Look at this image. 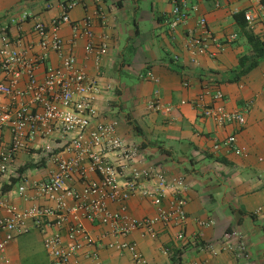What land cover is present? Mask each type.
<instances>
[{"label": "crops", "instance_id": "crops-1", "mask_svg": "<svg viewBox=\"0 0 264 264\" xmlns=\"http://www.w3.org/2000/svg\"><path fill=\"white\" fill-rule=\"evenodd\" d=\"M65 0H0V25H7L12 37H23L25 42L38 40L34 23L50 21L62 12ZM197 11L191 14L188 25L172 31L167 23L172 4L170 0H76L69 15L72 20L91 18L95 41L108 35L109 49L96 61L95 55L86 56L87 39L80 37L72 48L79 66L96 77L102 93L96 101L97 121L117 119L119 134L129 143L139 146L141 157L148 164L161 165L170 177L183 175L187 181L186 240L176 237L177 227L157 224L155 232L135 229L128 239L134 241L143 253L145 264H264V57L257 67L235 80L240 70L239 58L251 53L243 29L234 14L252 8L255 22L252 28L264 38V2L260 6L250 0H192ZM28 12L26 20L21 14ZM205 16L212 38L208 50L194 61L187 48V32H200L197 20ZM66 41L72 36V27L64 23L60 29ZM39 47H36L38 50ZM58 53L51 52L48 65H59ZM151 71L155 79L148 76ZM45 67L38 68L44 77ZM123 76H125L123 78ZM137 78V81H133ZM188 81L189 85H185ZM110 86V88H107ZM222 90L230 110L246 113L247 122L239 128L235 124H218L202 113L193 101L204 95L203 104L212 102L216 90ZM152 98H158L161 109L148 107ZM183 101H186L183 103ZM140 127L141 133L137 126ZM236 133L243 154L215 145ZM50 143L59 151L60 141L38 139L30 151H21L13 163L11 183L5 177L2 188L21 208L32 204H46L32 193L26 200L17 193L23 177L43 179L56 168L49 158L40 159V147ZM226 159L223 162L219 159ZM90 179L99 176L90 171ZM151 182H145L151 186ZM81 189L84 183L76 178L71 182ZM173 197L166 189L163 204ZM125 214L142 218L157 213V206L141 195L125 203ZM117 211L118 202H109ZM4 214L0 211V215ZM214 220L200 225L199 221ZM94 239L111 241L109 226L84 221ZM234 229L241 233L248 256L242 252L220 251L212 254L198 248L199 241L219 244L223 234ZM59 230L52 225L49 232ZM67 242L66 230L61 229ZM36 234L44 247L41 231L29 223V229L13 240L7 249L11 264H50V256H40L33 245L25 249L19 239ZM19 238V239H18ZM183 249L181 259L173 258L176 249ZM99 253L104 264H137L130 252L115 249H97L88 246L80 252L83 264H95ZM69 264H75L72 261Z\"/></svg>", "mask_w": 264, "mask_h": 264}, {"label": "built area", "instance_id": "built-area-1", "mask_svg": "<svg viewBox=\"0 0 264 264\" xmlns=\"http://www.w3.org/2000/svg\"><path fill=\"white\" fill-rule=\"evenodd\" d=\"M170 1L172 9L166 23L174 31L188 25L197 6L192 0ZM250 1L262 5V0ZM75 5L76 0H65L62 12L50 23L35 22L36 41L14 38L7 25H0V211L4 212L0 215V264H11L7 256L8 246L29 229V223L43 234L50 264H69L72 261L83 264L80 252L91 245L99 250L108 248L130 252L135 263L145 264L143 253L134 241L128 239V235L135 229L154 233L157 224L177 227V239L186 240L189 215L185 176L170 177L161 165L146 163L139 146L129 143L119 134L117 119L96 120L98 110L95 104L103 89L96 77L79 66L72 48L80 37H85V54L95 55L98 63L109 49L108 35H103L101 42L97 43L91 18L71 19L69 11ZM244 15L248 25L253 27L256 19L253 9H245ZM28 17V12L21 14L22 20ZM64 23L72 27L69 41L60 31ZM197 25L200 32H187V48L194 61L207 52L208 40L213 37L205 16L198 18ZM66 44L72 47L67 52ZM51 52L59 54V65L47 64ZM40 66L45 67L42 78L38 76ZM148 76L155 79L151 71ZM185 85H189L188 81ZM203 97L200 95L193 105L201 107L206 117L221 125L232 123L241 128L246 124V113L228 109L222 90L213 93L208 106L203 104ZM161 106L158 98H152L148 103L153 110H160ZM38 139L60 141L62 146L56 151L50 143L42 145L40 159L53 160L56 168L43 179L23 177L17 189V193L26 200L33 194L47 203L21 208L7 195L2 183L5 177L11 183L12 166L17 155L37 148ZM221 146L237 154L244 153L238 145L236 133L215 145L216 148ZM90 171L95 172L99 179H90ZM76 178L84 183L81 189L70 184ZM145 182H151V186ZM166 189H171L173 197L164 205ZM135 195L150 199L157 206V213L142 218L125 214V203ZM110 201L120 203L121 208L110 210ZM86 219L108 225L114 239L97 242L85 226ZM213 223L214 220L199 221L203 226ZM52 225L59 230L49 232ZM61 229L66 230L67 242ZM198 248L212 254L229 251L248 256L243 236L234 229L226 231L218 245L202 240ZM94 259L95 264H104L99 253L94 255Z\"/></svg>", "mask_w": 264, "mask_h": 264}, {"label": "trees", "instance_id": "trees-1", "mask_svg": "<svg viewBox=\"0 0 264 264\" xmlns=\"http://www.w3.org/2000/svg\"><path fill=\"white\" fill-rule=\"evenodd\" d=\"M264 2V0H262ZM235 20L237 21L238 25L243 29L247 41L249 42L251 46V53L250 54H244L239 58V66L240 70L235 76V80L240 79L243 75L250 72L252 69L257 67L260 63V59L264 57V38L259 35L258 33H255V31L252 28H249L248 23L245 19L244 10H241L234 14ZM137 126V125H136ZM139 132L141 133V129L139 126H137ZM223 162H229L226 159H219ZM183 254V249H176L174 252L173 258L181 259V256Z\"/></svg>", "mask_w": 264, "mask_h": 264}, {"label": "rangeland", "instance_id": "rangeland-1", "mask_svg": "<svg viewBox=\"0 0 264 264\" xmlns=\"http://www.w3.org/2000/svg\"><path fill=\"white\" fill-rule=\"evenodd\" d=\"M125 76H123L124 78ZM133 81H137V78H133ZM19 239V238H18ZM19 242H23V247L28 248L29 246L33 245L34 248L37 249L38 253L40 256L45 254V249L44 247L41 246L40 244V237L36 234H32V235H24L19 239Z\"/></svg>", "mask_w": 264, "mask_h": 264}]
</instances>
